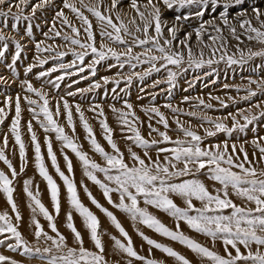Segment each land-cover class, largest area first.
Returning a JSON list of instances; mask_svg holds the SVG:
<instances>
[{"label":"snow or ice","instance_id":"obj_1","mask_svg":"<svg viewBox=\"0 0 264 264\" xmlns=\"http://www.w3.org/2000/svg\"><path fill=\"white\" fill-rule=\"evenodd\" d=\"M125 2L126 0H110V2L105 3V0H96V3H85V0H78L77 3V0H62L63 7L55 12L51 27L44 35L46 38H53L49 36V33L54 34V37L62 35L56 26L57 20H59L61 25L67 26L74 35L64 33L63 40L74 46L70 51L75 59L71 63L61 62L58 67L54 66L46 71H41L36 78L51 77L52 73L63 70L64 75H58L55 77V80L48 79L46 81L54 89H59L60 81H63L67 76L77 74L68 70L76 69L78 73H83L86 70L84 67L85 58L91 54L93 58L87 64V70L90 71L93 77L97 73V66L109 58L114 59L120 68H123L125 64L133 69L140 64H148L150 67L144 73H134V75L143 81L153 72H160L161 68H163L166 71L164 83L170 85V91L171 88L176 86L178 72L173 71L169 66H174L181 71H187L188 68L202 69L206 65L211 67L214 63L218 64L220 61H225L229 37L242 43L241 35H245L249 41L254 40L264 45V0H143V2L142 0H127V11L123 7ZM29 3L30 0H18V3L13 5L11 0H0V18H3L0 20V24L3 25V28L8 27V17H12L14 20V23L11 25L12 31L19 30V22L21 20L26 21L24 34L32 38L34 25L31 21L35 19L37 11L48 5L50 0H41L40 3L32 5L31 15H25L24 9L29 6ZM5 5H7L6 11L3 7ZM13 7L17 9V12L12 11ZM174 7L179 9H192L195 7L196 11L194 13L189 12L187 15H176L170 21L165 19V10H173ZM63 9L70 10L81 22L83 32L85 33L83 41L79 38L81 36V28L73 24ZM82 9H86L99 22V35L101 37L99 46L96 44L93 23ZM206 14H211V18L203 19ZM193 18L199 21L198 26L194 28H192L190 23ZM45 22L47 23V21ZM185 26L192 28V30L186 31L185 36L181 39L178 37V33ZM238 29L242 30V32L238 31ZM225 30L228 36L224 35ZM193 34L197 43L211 48L213 54L221 48L224 49V52L217 60L211 58L205 60L203 48H201L199 55H195L189 43ZM206 34L211 44L204 43L203 37ZM9 39H12L15 44V54L12 57L11 63L7 65V68L11 70L13 75H16L15 66L21 58L24 46L19 39L15 37L10 38L0 28V42H4L2 48H0V61L3 60L5 53L8 51L7 41ZM105 41H110L114 45H122L124 46V50L118 52L115 47H112ZM175 41H178L179 45L187 49L186 63L188 68H184L185 52L176 47ZM218 41L219 44H217ZM42 45L43 42L35 44L37 53L52 51L51 46ZM76 47L80 51H76ZM136 47L143 48L144 51L134 53L133 49ZM56 55L62 59L68 55V52L60 51ZM252 57H264V49L260 51L249 49L248 59ZM225 62L228 65L243 64L245 62L243 51H241L239 60L234 56H227ZM47 63V59L37 57V64L40 66ZM37 64L29 65L25 74L31 73ZM113 66L115 65H109V69ZM211 74L212 72L205 73V75ZM82 79H87V77H82ZM132 79L133 76L129 75L126 78V83L130 85ZM102 80L105 85L113 82L119 86L121 82L119 79L110 81L107 76L102 77ZM0 83L7 85L8 81L5 77L0 76ZM74 83H79V81H74ZM160 83L161 81H154L152 86L156 87ZM251 83H256L260 87L262 82L251 81ZM101 86L99 82H95L88 89H77V92L83 94L86 91L100 89ZM191 86L192 84L189 83V87ZM21 87L26 93H33L42 101V103L38 104L37 100L31 99L28 95L22 97L20 94L16 95L14 101L11 96H8L5 101L9 108L12 107L13 103L15 107V118L12 120L11 133L15 138L16 145L19 146L21 172L24 171V161L26 159V146L20 131L22 115L21 100L23 99L29 105L33 118L37 120L45 133H55L56 139L62 142L63 147L71 149L75 153L84 167L85 176L95 185L99 186L109 205L128 213L133 221L138 220L159 235L186 246L202 259L207 258L210 264H264V250H262L264 249V166L260 168L256 167V164L264 165V137L254 139L251 142L253 149L259 152L258 157L256 156V151L253 152L252 156L255 157V160L250 158L248 151L243 145L237 148V145L233 143L231 151H229L227 141L223 142L222 145L216 144L207 148L202 147L205 137H214L218 133H225L229 137L234 132L244 133L249 125L253 124L260 117H264V110L260 111L259 116L245 114V111H240L237 115L229 113L228 116L232 120L231 127L224 123L223 120H212L206 116L201 117L207 123L212 124L214 128V130L205 129L204 137L192 130L191 127H185L177 120L178 129L186 139L172 140L167 132L159 131V129L153 128L152 124L149 123V129L153 132H158L162 138L161 141L144 138L139 128L133 126L129 120V116L135 120L139 118L132 111L133 105L125 100L124 107L130 111L116 109L114 105L112 106V111L117 113L122 130L123 127H127L133 133V135L124 138L134 141L136 146L145 149L144 156L141 157L129 147L127 151L132 160V164L129 165L124 158L123 152L113 139V129L107 123L103 107L100 104H93L89 110L94 112L98 117H104L99 120V124L104 133V140L113 150L112 154L106 151L98 142L93 128L85 117L84 111L77 104L75 112L79 115L80 123L86 133L85 138L91 145L92 150L106 161L107 166H101V164L91 160L87 152L81 150L82 146L54 118V116L59 117L62 115L60 101H57L53 112L49 106L48 94L42 88L37 89L27 79L21 82ZM68 87L71 88L72 85L69 84ZM225 87L228 86L225 85ZM143 91L144 89L141 88V92ZM77 92L69 91L66 95L75 96ZM115 92L116 89L114 88L113 93ZM255 95L257 93L249 89L248 96L244 99ZM138 98L143 99L142 96ZM154 99L155 97L153 96ZM184 100L187 101L188 97H185ZM61 101L63 114L66 115L67 126L75 134L76 124L73 119L72 107L63 97H61ZM200 103L204 104V101L201 100ZM221 104L227 107L222 101ZM165 106L171 109L173 113L181 111L178 107H172L171 104ZM204 107L211 108L212 105L206 104ZM255 107L259 108L260 105L257 104ZM143 111L146 114H154L159 118L158 123L162 124L165 129L169 128L167 118L158 107L144 108ZM6 115L5 108L0 107V124L4 122ZM187 115L195 116L196 114L189 112ZM238 116H241L245 123H240V120L237 118ZM227 118L225 117V119ZM27 131L31 136V142L35 148L36 168L39 175L47 181L55 214L59 215L61 210L60 189L45 167L41 144L33 131L31 121L28 122ZM161 142H170L175 146L171 148H157V158L153 159L149 155L148 150ZM3 143L4 147L0 148V161H3L11 170L12 178H9L5 172L0 171V191L5 194L7 203L11 206L12 212L15 213V220L19 222L22 220V216L13 198L15 189L12 186L13 180L17 177L18 173L5 154L4 149L8 147L7 136L4 137ZM45 143L52 167L67 188L68 203L83 218L84 226L89 231L90 240L96 251L84 246V237L74 225L72 212L66 214V227L73 234L76 246H69L67 237L59 232L53 215L39 199L38 189L36 193L31 191V180L24 182V192L32 202L29 204V207L33 213L32 225L35 229L34 236L38 241L43 237L46 242L50 241L51 244L43 249L36 247L33 250L18 230L19 224H14L9 213L3 212L0 213V234L10 233L11 237L15 239V244H6L5 239H0V245H5L11 251H16L22 247V255H36L41 260H46L47 264H109L105 256L106 248L102 241L99 219L79 199L74 180L61 170L56 154L53 151L51 139L46 137ZM160 153H170L171 155H166L162 163L159 159ZM240 154H242V158ZM64 160L67 163L68 173H72V161L67 155L64 156ZM178 165H182V167H178ZM96 173H103L104 181L115 186L110 187L109 183L98 179ZM200 173H206L208 178L213 182H218L220 187H214L210 190L203 181L195 178ZM188 176L193 178L174 182L177 178ZM84 191L92 204L103 212L115 228L119 230L120 234L126 238L127 243H123L116 237H111L116 249L126 253L128 257L143 261L144 264H164L163 260L147 259L139 255L133 247L131 237L121 226L113 212L103 207L86 186L84 187ZM112 193L119 194L118 203L113 200ZM172 194L182 198L185 206L181 207L177 205L171 198ZM233 196L241 199L243 205L235 203L232 199ZM141 199L145 205H150L175 218L177 221L175 230L167 227L155 215L151 214L146 207H141ZM194 200L200 201L201 207H196ZM37 210L48 221V226L55 233V236L49 235L39 220L35 218ZM226 210L230 211H227L226 214ZM193 212L195 213L194 215L190 214ZM181 221L196 233L210 238L213 247H215L218 241L221 242L223 254L213 251L208 246L202 245L185 235L180 230ZM139 235L152 248L160 250L162 253L167 254L168 257L175 258L179 264H192L189 259L175 251L172 247L159 243L142 232ZM253 245L256 246L255 250H253ZM242 247L246 251H242ZM53 249L59 254H53ZM0 264H18V261L10 259L6 255H0ZM129 264H131V261H129Z\"/></svg>","mask_w":264,"mask_h":264},{"label":"rangeland","instance_id":"obj_2","mask_svg":"<svg viewBox=\"0 0 264 264\" xmlns=\"http://www.w3.org/2000/svg\"><path fill=\"white\" fill-rule=\"evenodd\" d=\"M41 0H30L29 6L24 9L25 15H31V7L34 4L40 3ZM110 2V0H105V3ZM143 2V0H142ZM11 3L15 5L18 3V0H11ZM78 3V0H77ZM85 3H96V0H85ZM79 6V4H78ZM4 10H7V5L3 6ZM63 7L62 0H50V3L46 5L44 8L39 9L36 13L35 19L31 22L34 25L33 27V37L29 38L24 34L25 27L27 22L21 20L19 22V30L12 31L11 25L14 23L12 17H8V27L3 28V25L0 24V28L3 29L7 36L15 37L19 39L21 44L24 46V50L21 53V58L16 63V75H13L10 69L7 68V65L11 63L12 57L15 54V44L12 39L7 41L8 43V51L5 53V57L2 61H0V76H3L7 79V85L0 83V107L5 108L7 115L4 118V122L0 124V148L4 147V137L8 138V147L5 148V154L8 159L12 162L13 166L17 170V177L13 180V198L18 205V210L22 216V220L17 222L15 220V213L12 212L11 206L7 203V198L5 194L0 191V213L8 212L9 216L12 218V222L14 224H19L18 230L23 235L24 239L28 242V245L33 248L40 247L43 249L46 246H50L51 242H46L43 237L38 241L34 236V226L32 225V217L33 213L29 204L32 203L30 198L24 192V182L27 180H31L32 184L30 185L31 191L33 193L39 191V199L45 205V207L49 210V212L53 215L54 222L60 233H62L65 237H67V241L69 246L75 247V241L73 238V234L66 227L67 220L66 214L68 212H72L73 222L76 228L82 233L84 237L85 244L84 246L90 250L96 251L93 243L90 240L89 231L86 229L83 223V218L70 206L68 203V192L67 188L64 185V182L60 179L59 175L56 173L55 169L52 167L51 160L47 155V145L45 143L46 137L51 139L53 151L56 154L57 162L62 171L65 172L71 179L74 180L76 184L77 193L81 202L89 208L90 211L93 212L94 215L100 221L101 225V236L102 241L105 244V256L109 261V264H144L143 261L136 260L133 257H128L126 253L120 252L114 246V241L111 237H116L121 240L123 243H127L125 237H123L119 230L115 228V226L111 223L109 218L101 212L99 209L92 204L91 200L88 198L87 194L84 191V187L86 186L88 190L92 193V195L99 201V203L107 208L109 211L113 212V214L117 217L121 226L127 231L128 235L131 237L133 242L134 249L138 252L139 255L146 257L147 259H156L163 260L164 264H179L175 258L168 257L167 254L162 253L160 250L152 248L150 245L146 243L139 235V233H144V235L148 236L151 239L156 240L159 243L165 244L169 247H172L175 251L184 255L187 259H189L192 264H210L207 258H201L196 253H193L186 246L181 245L179 242L172 241L167 237H163L158 233L154 232V230L146 227L144 224L140 223L138 220L133 221L131 216L128 213L122 212L117 208L112 207L108 204L107 199L103 196L102 190L98 185H95L91 180H89L84 174V167L81 161L76 157L75 153L71 151V149L64 148L61 141L56 139L55 133H45V131L40 127V124L36 119L33 118L32 112L29 110V105L23 99L21 100V125L20 131L22 138L24 140L26 146V159L24 161V171L21 172V160L19 157V146L15 143V138L11 133V125L12 120L15 118V107L14 103L11 108L7 106L5 103L6 98L11 96L13 101L17 94H20L22 97L24 95H28L31 99L37 100L38 104L42 103L38 97L33 93H26L24 89L21 87V82L27 79L30 81L34 87L37 89H43L45 93L48 94L50 108L55 110L57 101H60L62 115L59 117H55L58 123L65 127V131L73 136L74 140L82 146L81 150L88 153V156L91 160L101 164V166H107L106 161L96 152L92 150L91 145L88 143L86 137V133L83 129L82 124L79 120V115L75 112V106L79 104L84 111L86 119L89 121V124L93 128V131L96 135L98 142L112 154V149L104 140V133L100 127L99 120L104 117H98L94 112L90 111V107L93 104H100L105 113V117L107 119V123L113 129V139L119 146L120 150L124 154V158L129 165L132 164V160L128 154V148L131 147L133 151H135L141 157L144 156L145 149L140 148L135 145L134 141L126 140L124 137L131 136L133 133L129 131L127 127H123L120 120L117 117V113L112 111V106L114 105L116 109L122 111H130L124 107V101L127 100L133 105L132 111L135 112L138 120H135L133 117L129 116L130 122L133 126L138 127L142 136L148 140L156 139L161 140L162 138L159 136L158 132H153L149 129V123L152 124L153 128L159 129V131H165L171 137L172 140L177 139H186L181 131L178 129V125L176 123L179 120L185 127H191L192 130L196 131L202 137L205 136V129H212L213 125L207 123L205 120L201 119V117H208L212 120H223L224 123L228 124L229 127L232 126V120L228 116L229 113L233 115H237L240 111H245V114L248 115H257L261 110H264V57H252L248 59V50L252 51H260L264 49V45L259 44L256 41H249L245 35H241L242 43L236 41L229 37L227 43V54L225 57V61L227 56H234L236 59H240L241 51H243V55L245 58V62L243 64H233L228 65L225 61H220L218 64H213L211 67L205 66L202 69L188 68L186 63L187 61V49L183 46L179 45L178 41H175L174 44L177 48L182 49L185 52V64L184 68H188L187 71H181L180 69L175 68L174 66H169L173 71L178 72V77L176 81V86L170 89V85L164 83L166 80V71L161 68L160 72H153L150 76L146 77L143 81H141L134 73H144L150 65L148 64H140L135 69L129 67L127 64L123 68H120L117 62L114 59L109 58L106 61H103L100 65L97 66V73L93 77L91 76L90 71L87 70V64L93 58L91 54L85 58V71L83 73H78L76 69H70V72H76L77 74L67 76L63 81H60V88L54 89L51 85L47 84L46 81L48 79L55 80V77L58 75H64L63 70H58L51 74V77H45L42 79H37V75L41 71H46L54 66L59 65V63H71L75 57L71 54L70 49L74 46L63 40V34L68 33L69 35H74L70 32V29L61 25L59 20L56 21L57 28L61 31L62 35L60 37H54V34L49 33L50 37L46 38L44 33L49 31L51 27V22L54 18L55 12ZM125 11H127V0L123 5ZM66 15L69 16V19L72 20L73 24L81 28V36L79 37L82 41L84 40L85 33L83 32L81 22L75 17L73 13L68 9H63ZM89 17V19L93 23V30L96 34V44L99 46L101 42V37L99 35V22L91 15V13L87 12L86 9H82ZM103 10V9H102ZM13 12H17L15 7L12 8ZM196 9L193 7L192 9H179L175 8L173 10H165L164 17L169 21L176 15H187L189 12H195ZM211 14H206L203 19H210ZM3 18H0L2 20ZM47 21V23L45 22ZM192 28L198 26L199 21L193 18L190 21ZM255 23V22H254ZM38 25V27H37ZM192 28L185 26L178 33L179 38H183L185 36L186 31H191ZM241 31L242 30H239ZM215 34V33H212ZM167 35V33H166ZM225 36H228L227 31L224 32ZM205 44H211V41L208 39L207 34L203 37ZM37 42H43L42 46H51V52H42L37 53L35 50V44ZM109 43L112 47H115L118 52H122L124 50V46L122 45H114L111 44L110 41H105ZM4 42H0V48H2ZM191 44L193 53L195 55H199L201 48H203L204 59L207 60L209 58L213 60H217L220 55L224 52V49L221 48L219 51H216L213 54V50L208 47H204L203 45H199L196 41L195 35L193 34L191 40L189 41ZM219 44V41L217 42ZM239 45V47H237ZM76 51H80L78 47L75 48ZM66 51L68 55L63 57L62 59L57 57V52ZM143 48L136 47L133 49L134 53L143 52ZM37 57L47 59L48 63L40 66L37 64ZM79 63V62H77ZM133 63H135L133 61ZM37 64L36 67L33 68L31 73H26V69L29 65ZM109 65H115L109 69ZM159 66V65H158ZM215 69V71H213ZM212 72L211 75H205V73ZM132 75V83L129 85L126 83V78ZM109 77L110 81H114L119 79L121 82L119 86L115 83L110 82L107 85L104 84L102 77ZM82 77H87V79H82ZM198 77V79H197ZM74 81H79V83H74ZM154 81H161V83L153 87ZM251 81L262 82L261 86L258 87L256 83H251ZM99 82L102 86L100 89H93L92 91H86L83 94L77 92V89H88L93 83ZM189 83L192 84L189 87ZM71 84L72 87L69 88L68 85ZM227 85L228 87H225ZM116 89V92L113 93V89ZM141 88L144 89L141 92ZM251 89L255 91L257 95L251 96L248 99H244L248 96V90ZM123 90V91H122ZM69 91L77 92L75 96H67L66 93ZM143 97V99H139L138 97ZM153 96L155 99L153 100ZM66 99L69 102V105L73 110V119L76 124V132L72 133L71 129L68 128L66 122V115L63 114L62 101ZM188 97V100L185 101L184 98ZM203 100L204 104H201L200 101ZM221 101L227 107H224L221 104ZM171 104L174 108L181 109L180 112L173 113L171 109L166 107L165 105ZM211 104V108H206L204 105ZM259 104L260 107L257 108L255 105ZM158 107L160 111L165 115L168 120L169 128L165 129L164 126L158 123V117H156L152 113H145L143 111L144 108L148 107ZM38 110V108H37ZM194 112L195 116H189L187 113ZM225 117H228L225 119ZM240 120V123H245L241 116L237 117ZM42 119V117H41ZM32 122L33 131L35 132L38 141L41 144V152L44 157L45 167L48 169L49 174L55 180L57 185L59 186L60 193V206L61 210L59 215L55 214L53 204L51 201V194L47 186V181L42 183L33 182V179L27 178L26 176L30 173L36 174L38 176L39 172L36 168V160H35V148L31 142V136L27 131L28 122ZM260 137H264V117H260L253 124L249 125L244 133L234 132L231 137L227 136L225 133H218L214 137H205L202 143V147H209L216 144H223V142L227 141L229 144V151H231V145L235 143L237 148L241 145L248 151L250 158L255 160V157L252 156L253 152L256 151V156H259L258 150H254L252 147V141L254 139H258ZM175 145L170 142H161L160 144L154 146L149 149V155L153 158H157V148L167 147L171 148ZM67 155L69 159L72 161L73 172L68 173L67 171V163L64 160V156ZM166 155H171L170 153H160L159 159L163 163ZM241 158H242V154ZM264 165L256 164L257 168H260ZM178 167H182V165H178ZM0 171L5 172L6 175L11 177V170L0 161ZM98 179L104 181L103 173H96ZM41 177V176H40ZM43 178V177H42ZM193 177H181L177 178L174 182H181L183 179H191ZM201 181L205 183L206 186L210 190L214 187L219 188L220 185L218 182H213L208 178L206 173H200L197 177ZM109 183L107 181H104ZM110 187H114L115 185L109 183ZM113 200L118 203L119 202V194L112 193ZM171 198L174 200L177 205L184 207V201L182 198L172 194ZM235 203L238 205H243V201L235 196L232 197ZM127 202V201H126ZM194 204L196 207H201V202L194 200ZM141 207H146L147 210L155 215L162 223H164L167 227L175 230V226L177 221L175 218L169 216L167 213L156 209L150 205H145L143 200L141 199L140 203ZM227 211L226 210V214ZM190 214H195L190 213ZM35 218L39 220L40 224L43 226L44 230L48 232L49 235L55 236V233L51 231L48 226V221L43 217L42 214L37 210ZM108 220V221H107ZM180 230L190 238L196 240L202 245L208 246L213 251H218L220 254H223V247L221 242H217L215 247L212 246L210 242V238L196 233L191 230L183 221L180 222ZM135 233V235L133 234ZM0 239H5L7 243L15 244V239L11 237L10 233L0 234ZM255 245H253V250H255ZM151 249V251H150ZM242 251H246L241 248ZM264 250V249H262ZM23 248L17 249L16 251H11L5 245H0V255H6L10 259H15L18 261V264H47L46 260H41L36 255H22ZM53 254H59L53 249Z\"/></svg>","mask_w":264,"mask_h":264},{"label":"bare ground","instance_id":"obj_3","mask_svg":"<svg viewBox=\"0 0 264 264\" xmlns=\"http://www.w3.org/2000/svg\"><path fill=\"white\" fill-rule=\"evenodd\" d=\"M27 178L29 177L30 179H33V182H36V183H44L46 182L42 177L36 175L35 173L32 174L30 173L29 175L26 176Z\"/></svg>","mask_w":264,"mask_h":264},{"label":"crops","instance_id":"obj_4","mask_svg":"<svg viewBox=\"0 0 264 264\" xmlns=\"http://www.w3.org/2000/svg\"><path fill=\"white\" fill-rule=\"evenodd\" d=\"M108 221V220H107ZM135 235V233H133Z\"/></svg>","mask_w":264,"mask_h":264}]
</instances>
